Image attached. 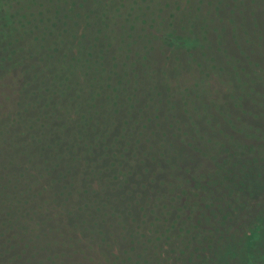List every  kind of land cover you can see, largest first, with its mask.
<instances>
[{"label": "trees", "instance_id": "trees-1", "mask_svg": "<svg viewBox=\"0 0 264 264\" xmlns=\"http://www.w3.org/2000/svg\"><path fill=\"white\" fill-rule=\"evenodd\" d=\"M28 1L0 7V264H264V0Z\"/></svg>", "mask_w": 264, "mask_h": 264}, {"label": "rangeland", "instance_id": "rangeland-1", "mask_svg": "<svg viewBox=\"0 0 264 264\" xmlns=\"http://www.w3.org/2000/svg\"><path fill=\"white\" fill-rule=\"evenodd\" d=\"M4 1H6V0H4ZM10 1H11V0H7L6 2L3 3V0H0V7L4 6L5 3L12 4V3H10ZM33 1H35V0H33ZM42 1H44V0H39V4H40ZM26 2H29V1H28V0H25V3H26ZM39 4H38V5H39ZM11 6H13V5H11ZM83 7H89V6L85 5V6H83ZM86 10H87V9L75 10L74 13H75V14L81 13V14L83 15V14H85ZM81 14H80V16H81ZM81 17L83 18V16H81ZM113 36H114V35H113ZM114 38L117 39L116 36H114ZM0 258H1V257H0Z\"/></svg>", "mask_w": 264, "mask_h": 264}]
</instances>
